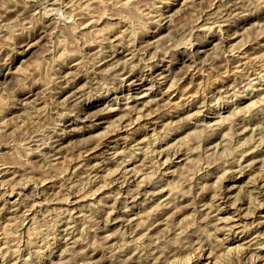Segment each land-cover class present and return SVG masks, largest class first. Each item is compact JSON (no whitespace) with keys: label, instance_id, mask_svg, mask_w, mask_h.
<instances>
[{"label":"rangeland","instance_id":"obj_1","mask_svg":"<svg viewBox=\"0 0 264 264\" xmlns=\"http://www.w3.org/2000/svg\"><path fill=\"white\" fill-rule=\"evenodd\" d=\"M263 168L264 0H0V264H264Z\"/></svg>","mask_w":264,"mask_h":264},{"label":"bare ground","instance_id":"obj_2","mask_svg":"<svg viewBox=\"0 0 264 264\" xmlns=\"http://www.w3.org/2000/svg\"><path fill=\"white\" fill-rule=\"evenodd\" d=\"M51 1V0H50ZM70 3V2H69ZM78 5V4H77ZM166 5V4H165ZM75 8V7H74ZM78 9V8H77ZM58 11V10H57ZM88 12V11H87ZM59 13H60V11H59ZM89 13V12H88ZM49 14V13H48ZM53 14V13H52ZM57 15V14H56ZM49 16V15H48ZM166 16V15H165ZM42 17V16H41ZM47 17V16H46ZM73 25V24H72ZM117 25V24H116ZM70 26V25H69ZM205 26V25H204ZM203 26V27H204ZM72 27V26H71ZM70 27V28H71ZM75 27V26H74ZM94 28V27H93ZM68 29V28H67ZM74 29V28H73ZM121 38V37H120ZM124 40V39H123ZM126 41V40H125ZM119 45V44H118ZM242 48V47H241ZM238 50V49H237ZM190 53V52H189ZM103 60V59H102ZM260 79H262L261 77H260ZM258 80V79H257ZM263 80V79H262ZM158 82V81H157ZM260 85V84H259ZM242 94V93H241ZM243 95V94H242ZM244 96V95H243ZM147 100V99H146ZM215 100V99H214ZM216 106V105H215ZM179 107V106H178ZM256 116V115H255ZM164 117V116H163ZM201 121V120H200ZM189 122V121H188ZM191 124V123H190ZM222 125V124H221ZM263 126V125H262ZM243 129V128H242ZM259 129V128H258ZM171 129H169V131H170ZM171 133H172V131H170ZM169 132V133H170ZM254 133V132H253ZM259 135V134H258ZM167 136V135H166ZM163 138V137H162ZM160 142V141H159ZM157 143V142H156ZM102 145V144H101ZM261 145V144H260ZM263 145V144H262ZM254 146V145H253ZM197 148V147H196ZM223 148V147H222ZM129 150V149H128ZM194 151V150H193ZM152 153V152H151ZM157 154V153H156ZM160 154V153H159ZM158 154V155H159ZM175 154V153H174ZM172 155V154H171ZM166 158H168V157H166ZM172 158H174V157H172ZM165 159V158H164ZM153 160V159H152ZM214 160V159H213ZM124 161V160H123ZM148 163V162H147ZM223 163V162H222ZM212 165V164H211ZM210 165V166H211ZM186 167V166H185ZM220 168H222V167H220ZM264 169V168H263ZM133 170V169H132ZM180 170V169H179ZM182 170V169H181ZM192 170V169H191ZM175 171V170H174ZM189 171V170H188ZM199 171V170H198ZM133 172V171H132ZM138 172V171H137ZM130 173V172H129ZM128 173V174H129ZM143 175V174H142ZM263 175H264V173H263ZM127 176V175H126ZM145 176V175H144ZM155 176V175H154ZM136 177V176H135ZM207 177V176H206ZM6 178V177H5ZM127 178V177H126ZM199 180V179H198ZM140 183V182H139ZM109 185V184H108ZM175 189H177V188H175ZM248 191V190H247ZM171 193V192H170ZM249 195V194H248ZM111 196V195H110ZM251 201V200H250ZM254 201H256V200H254ZM172 203V202H171ZM166 204V203H165ZM14 205V204H13ZM174 205V204H173ZM234 206H236V205H234ZM14 207V206H13ZM258 207V206H257ZM213 208V207H212ZM220 209V208H219ZM219 215V214H218ZM123 218V217H122ZM156 219V218H155ZM159 222V221H158ZM261 222V221H260ZM237 227V226H236ZM237 233V232H236ZM121 234V233H120ZM142 238V237H141ZM264 238V237H263ZM138 239V238H137ZM6 244V243H5ZM54 244V243H53ZM241 246V245H240ZM164 247V246H163ZM227 248V247H226ZM18 249V248H17ZM239 249V248H238ZM237 250V249H236ZM151 252V251H150ZM229 252V251H228ZM40 253V252H39ZM212 253V252H211ZM256 254V253H255ZM7 255V254H6ZM151 255V254H150ZM172 255V254H171ZM239 255V254H238ZM173 256V255H172ZM177 256V255H176ZM5 257V256H4ZM187 257V256H186ZM234 257V256H233ZM174 258H176V257H174ZM216 258V257H215ZM251 258V257H250ZM153 259V258H152ZM8 260V259H7ZM180 261V260H179ZM188 261V260H187ZM189 262V261H188ZM92 263V262H91ZM173 263V262H172ZM185 263H186V261H185ZM174 264V263H173ZM180 264V263H179Z\"/></svg>","mask_w":264,"mask_h":264}]
</instances>
